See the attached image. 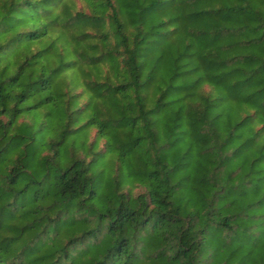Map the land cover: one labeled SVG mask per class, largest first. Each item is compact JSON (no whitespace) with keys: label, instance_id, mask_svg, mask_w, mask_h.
I'll return each mask as SVG.
<instances>
[{"label":"trees","instance_id":"1","mask_svg":"<svg viewBox=\"0 0 264 264\" xmlns=\"http://www.w3.org/2000/svg\"><path fill=\"white\" fill-rule=\"evenodd\" d=\"M0 264H264V0H0Z\"/></svg>","mask_w":264,"mask_h":264}]
</instances>
